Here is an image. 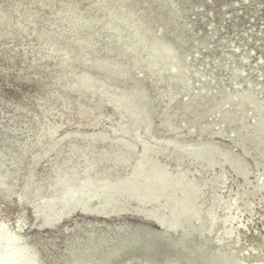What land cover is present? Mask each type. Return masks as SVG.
Listing matches in <instances>:
<instances>
[{"label": "rangeland", "instance_id": "1", "mask_svg": "<svg viewBox=\"0 0 264 264\" xmlns=\"http://www.w3.org/2000/svg\"><path fill=\"white\" fill-rule=\"evenodd\" d=\"M2 179L38 264L263 263L264 0H0Z\"/></svg>", "mask_w": 264, "mask_h": 264}, {"label": "bare ground", "instance_id": "2", "mask_svg": "<svg viewBox=\"0 0 264 264\" xmlns=\"http://www.w3.org/2000/svg\"><path fill=\"white\" fill-rule=\"evenodd\" d=\"M51 135L52 134H50V129L48 127H46L42 131V133L37 136L36 140L22 142L19 146L20 147L19 153L15 154V156L12 158L13 166L15 168H17V164L20 162L24 163V165H26V164L29 165V163L31 162V157L33 155H35L38 148L45 142L43 139L47 136H49L48 138H50ZM35 148H36V150H35ZM151 168L152 167H149L146 165L140 167L139 172L137 173V176H136V183H133V188H132L133 190L136 191V193H138L140 191V189H139L140 186L145 185L149 182L148 180L150 179V173H151L150 169ZM160 168L161 169L157 170V172L152 174L153 175L152 179L155 180L157 183L163 181L164 177H165L163 168L161 166H160ZM5 176L6 175H3L4 178H5ZM0 184L8 185V186H14V184L8 183L5 179H2ZM157 185H159V183ZM124 189H127V188H124ZM18 192H19V190H18ZM99 192L102 193V191H98V193ZM19 194H20V192H19ZM147 197L148 196H146V199H144L143 197L140 196V198H142L141 199L142 201L143 200L148 201L149 199ZM89 198H91V197H89ZM89 198L83 199V200L79 201L78 203L81 204L84 208H86L87 206H89ZM151 211L152 212L148 216H153L155 218L156 222L160 223V225L167 226L169 228H173L176 226V224L174 222V219H176V213H174V211H172L167 216L164 214L163 215L159 214L157 212L158 210H155V209H151ZM106 216H108V215H106ZM167 220H168V223H167ZM17 222H18L19 230H16L15 226L14 227L10 226L11 224L9 225L5 219H0V264H38L39 262L37 261L36 250L34 251L32 249L34 247L30 246L26 242H23L25 236H23L21 230H23V228H24L23 224L27 222L26 218L19 214ZM212 226H213L212 222L207 219V222L204 224V227L206 229H209ZM184 231H185V233L183 235L186 237V234H189V231H186V230H184ZM174 245L177 246V248H178V246L181 248L182 247L184 248V246L186 245L184 237L180 240V242H176ZM184 249L186 250V248H184ZM191 252H192V250H191ZM238 264H264V262L263 263H249L246 261H241Z\"/></svg>", "mask_w": 264, "mask_h": 264}]
</instances>
